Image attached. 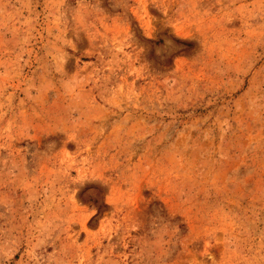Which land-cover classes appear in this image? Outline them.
Masks as SVG:
<instances>
[{"label":"rangeland","instance_id":"rangeland-1","mask_svg":"<svg viewBox=\"0 0 264 264\" xmlns=\"http://www.w3.org/2000/svg\"><path fill=\"white\" fill-rule=\"evenodd\" d=\"M0 264H264V0H0Z\"/></svg>","mask_w":264,"mask_h":264}]
</instances>
